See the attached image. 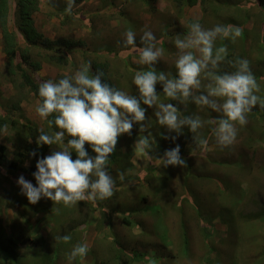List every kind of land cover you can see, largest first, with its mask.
I'll use <instances>...</instances> for the list:
<instances>
[{
  "label": "trees",
  "instance_id": "trees-1",
  "mask_svg": "<svg viewBox=\"0 0 264 264\" xmlns=\"http://www.w3.org/2000/svg\"><path fill=\"white\" fill-rule=\"evenodd\" d=\"M41 1L42 0H0V30L3 39V52L6 57V74L18 91L17 93H19L18 89L27 88L29 89V92L34 94L36 99H38L39 84L46 80L41 78V74L38 73L41 69L42 63L39 60H35V49L44 50L45 52L43 55L47 56L50 62H55L58 65L69 63L72 52V46L70 47L69 45H66V47H64L59 44V41L47 38L38 30L35 24V14L41 9ZM44 1L47 2V0ZM171 1L176 13H180L181 15L183 14L185 7L200 5L205 14L213 13L219 17L221 15L220 10L230 6L229 0ZM136 2L142 3L145 6L147 5L150 9H155V7L152 6L154 0H136ZM251 4L256 5L259 11L256 14L252 11L249 14L246 13L243 22H249L254 16L258 17L260 27L257 30L255 42L257 43V48L262 51L264 56V0H253ZM229 21L232 22L228 19V22L225 21L226 23H224V25H231L233 23H230ZM244 24L242 25L243 30L239 37L240 51L236 50L235 44L230 40L218 39L216 42L217 46H227V60L232 58L233 60L236 58L245 59V56L247 58L248 51L244 46L246 45L248 33L244 30ZM158 36H162V33L159 32ZM164 36L165 33L163 38ZM239 38H237V40ZM156 40V43H160L158 38ZM251 41H253V38ZM137 43L140 44L138 36H136V48L138 49L139 45H137ZM129 48L123 47L121 50V53H123V50L126 51L123 53L125 60H128L130 55H132V51H129ZM113 52H117V50L113 49L109 51V53ZM121 53L118 51L117 55L119 56ZM249 55L251 54L249 53ZM258 58L261 60V55H259ZM227 60L221 70L229 72L234 71V69L227 63ZM260 62L256 61L255 66H258ZM87 65L88 63L86 66ZM97 70L104 72L105 75L102 79L105 83L119 89L116 81L110 76V63L108 60L94 59L91 61L90 74L95 73ZM161 71L163 70L161 69ZM172 74L175 75V71L172 72ZM254 76L257 83L260 85V91L256 94L264 100V64L261 66L259 72H255ZM156 87L157 93L161 95L160 99L164 98L162 95V86L160 85V90L158 84ZM22 100H24L23 97L21 98V101ZM168 102L177 106L182 116H199L201 120L204 121V126L199 130L198 134L201 138L208 140L206 146L200 147L196 153H192L191 146L195 145V142L193 139V133H191L187 127H185L182 130V134L178 136L176 133H172V136L177 137L175 141L165 139L164 137L170 136V133L167 132L166 128L161 127L156 122V117L154 116L156 110L155 107L148 108L146 105L142 104L141 106L146 108L147 111L144 123L149 125L148 131L143 134L148 135V132H151V139L154 138V140L160 143L157 144L161 150L159 152L153 151L151 153L153 154L152 160L148 162V165H145V169L137 174H127L131 180H134V182L139 180H135L136 177L141 178L143 180V182L139 180L141 187L137 190L132 189V187L126 188L125 190H117L115 187L113 196L107 200L97 201L95 203L78 202L72 207H64L62 204L54 205L51 200L46 198H41L36 204H30L25 195L14 191L15 187L7 190L8 196L12 197L9 199H7L8 197L5 198V196L3 198L1 197L0 208L2 203L5 202V199H7L10 204L20 203L23 205L25 207L23 213L27 212L29 214V211L32 214L42 212L43 215L41 219L45 221L44 225L51 226L53 233H49L47 237H44L41 233L32 236L31 232L28 233L27 231L31 230L33 227L28 218L25 219L24 223L23 221H19L20 224L18 225L12 222V232H8L4 226H0V253L7 258L5 263L0 262V264H25L22 262L23 258L18 250V248L23 246H25L24 250L28 255L29 253L32 254L31 257L34 259L32 261L34 264H68L66 254L70 252L72 247L76 244H83L84 242V239L80 240L79 233L83 237L92 225L99 231L108 222L112 226L113 234L111 237L107 231L104 232L103 239L101 238L102 240H98L97 245L91 250L98 255L95 264H137L138 262L152 264L151 261L153 259L160 257L163 262H161V264H168L169 260L175 261L176 263L179 260L180 262H185L186 260L193 259L195 256H201V264H229V262L225 261L222 256V246H226V244H231L233 246L235 241L240 240V237H237L236 239L234 238L233 241L226 239L228 235L224 236V238L217 239H214L212 235L210 239V234H212L211 219H206V217H204L199 206L196 208L189 203H183L182 207L179 210H176L175 205L177 206V203H170V207L165 208L167 216H170L171 214V217H169L170 219L174 221V219L177 218L176 221L173 222L177 223L178 227L176 229L174 227L176 234L175 240H170L172 244L171 248H167L164 243H156L150 239H139L134 241L131 236L130 238H122L121 231H118V227L114 225V220L118 218L124 227L135 231H133V234L136 235V232L140 233V230L144 231V229H142L144 222L141 217L144 219L146 218L144 217V213H148L146 206L158 203V199L153 195V192H151L152 197L150 198L145 195L148 193L150 194V192L146 191V188L153 185L152 180H154L153 174H155V171H162L165 175H171L173 180L170 181V185L166 188L170 191L174 187V184L182 178V176L177 175L179 166H169V168H165L160 166L158 160L163 157L166 150L174 148L177 144H181L180 155L186 162V166L181 168L188 170L189 173H191L190 170L197 172L199 169V165H196L195 162H191L192 159L195 158L194 156L206 161V164H208L207 162L212 163L216 161L214 159L215 155H218V153L220 156L224 157V159H234V157H237L240 161V173L247 175L248 178L251 176L256 177V175L259 174V171L252 167V160H257L264 168V108H260L259 105L253 108L247 115V124L242 127L238 126V134L234 144L221 149L217 146L212 134V129L215 127L213 121L219 115L218 113L213 112L207 107H198L190 101L186 105L178 104L176 101L169 100H166L165 103ZM20 103L21 102H19V105L17 106H12L11 110L8 112L2 110V113L0 114V136L5 129L10 127L16 131V135L19 139V141L14 144L13 151L8 149L7 146L0 144V185L9 181L12 186H14L15 180H12V178H14L19 171L26 172L28 174L26 180L31 181L33 185H35L36 181L33 173L36 171L37 160L50 155L49 149L51 146H37L36 140L40 135V133L36 131L37 129L32 125L21 123V120L15 117L13 109L20 110ZM19 125H22L24 129L23 131ZM47 127L49 134H52L56 130L54 128H49L48 124ZM139 127V124H134L131 135L124 134L119 138L116 151L109 158L110 163V159L116 157L115 161L114 159L112 161L119 163L120 172L127 171L126 169L131 165V161L136 159L134 147L135 141L133 140L137 135V131L138 134H140ZM22 133L25 134L24 139ZM255 140L259 141L258 146L253 145ZM120 144H122L123 147H126L124 152L120 150ZM209 145L212 146L208 147ZM158 146L154 144V148ZM250 150H253L254 154L250 155ZM33 152H35V155H32ZM72 158L76 159L75 153L72 154ZM28 161L31 164L29 167L26 166V162ZM154 165L155 167H153ZM205 168L206 167L201 166L200 170L203 171ZM261 174V177H263L264 172ZM176 177L178 178L177 181H175ZM196 183H198V180ZM188 184H190V181L188 176H185L182 180L181 186H186ZM130 185L133 186L134 183L131 182ZM256 187L257 186L252 183L251 196L253 197L248 203L256 201V194H254L258 191ZM260 190H262V192L264 191V185L261 186ZM158 204L160 205L164 203ZM164 206L167 207L166 205ZM172 208L175 210L174 212H172ZM67 213L71 217L68 223L65 219ZM262 214H264V210L259 208L255 212H250L248 215H250V217H255ZM174 216H176V218H174ZM232 218V216L231 218L225 216L226 220L222 219V222L220 223L223 224L224 221V223H227L230 228L233 222ZM191 229H196L199 240L193 248L188 244ZM214 231V233H218L215 227ZM63 235L71 236L69 243L64 244L62 242H56L55 238ZM175 242H178L182 247L185 245L187 246V249L182 252V256L177 253L178 251L176 250ZM239 253L240 250L230 253L233 255L232 258L229 257L231 264H240L241 256ZM28 255H25L24 257L27 258ZM72 264H83L82 259L77 258Z\"/></svg>",
  "mask_w": 264,
  "mask_h": 264
},
{
  "label": "rangeland",
  "instance_id": "rangeland-1",
  "mask_svg": "<svg viewBox=\"0 0 264 264\" xmlns=\"http://www.w3.org/2000/svg\"><path fill=\"white\" fill-rule=\"evenodd\" d=\"M252 2L253 0H229L230 6L228 8H222L220 10L221 15L217 17L213 13L205 14L200 5L185 7L181 15L180 13H176L171 0H154L152 6L155 9H150L147 5L138 3L136 0H75L71 15L66 14L64 11L67 7V0H47V2L42 0L41 9L35 14V24L38 30L47 38L59 41V44L64 47L66 45L72 46V52L69 63L58 65L55 62H50L48 57L43 55L44 50L35 49V60H39L42 63L38 73L45 80L52 79L57 81L64 76L73 75L77 70L86 66L89 62L91 63L94 59L108 60L110 63V76L116 81L119 89L130 95L138 96V90L132 84L135 72L141 70V66L135 62L138 59L139 54L136 53L138 51L128 47L129 51H132V55H130L128 60L124 59L123 53L126 51L123 50V53H121L124 33L127 30L132 29L136 36H138L139 42L143 31L151 30L156 38H158V41H160V43H157V47L162 48L164 52L161 61L155 67L157 71H161L162 69L172 74V72L176 71L174 67L176 49L172 43L176 35L183 36L186 34L187 25L192 22H199L203 28L210 29L218 24L224 25L229 19L234 23L229 21L232 23L231 26L239 27L242 30V25L245 23L244 30L248 33L246 45L244 46L248 51L247 58L245 56V59L249 61L250 69L255 74V72H259L261 66L264 64L262 51L257 48L258 46L255 42L260 21L258 17L254 16L249 22H243L246 13L249 14L252 11L256 14L259 11L256 5L251 4ZM159 32L162 33V36H158ZM164 33L165 36L163 38ZM252 38L253 41H251ZM2 40V32L0 30V114L2 110L8 112L12 106H17L21 102L19 106L20 110L13 109L15 117L19 118L23 124L35 127L37 132L42 129L45 133L49 134L46 121L40 120L35 114L38 99L27 88H20L18 89L19 93H17L18 91L6 74V57L3 52ZM233 43L236 46V50L240 51V38ZM137 45H139L138 47L142 46L139 43ZM113 49L117 50V52L109 53ZM118 51L121 53L119 56L117 55ZM259 55H261V60L258 58ZM230 60H233V58ZM256 61H261L258 66H255ZM224 65L222 64L221 68ZM158 88L160 90L159 84ZM22 97L24 100L21 101ZM160 100L161 102H166L165 98ZM19 126L23 131L22 125ZM136 133L137 135L133 140L135 142L141 135L140 132L138 134V131ZM170 136H172V133H170ZM22 137L23 139L25 138L24 133H22ZM18 141L16 131L10 127L5 129L0 136V144L7 146L11 151L14 150V144ZM157 143L153 138V148L149 152L151 159L136 154V159L132 160L131 165L126 169L127 171L123 172L124 174L126 173L123 181L118 178L120 166L118 162H114L116 157L113 158L114 161L110 159L111 161L109 167L107 166V170L109 173L111 172L110 174L116 181L117 190H125L129 187L137 190L141 187L140 181L143 182L141 178L136 177L135 180L139 179L140 181L136 180L134 182L127 174H137L145 169V165H148V162L152 160L153 154L151 153L161 150L158 146L160 143ZM154 144L158 147L154 148ZM253 145L258 146L259 141L255 140ZM210 146L212 145L208 147ZM86 148L89 155H95L88 145H86ZM199 149L200 147H196L195 145L191 146L192 153H196ZM57 150H59L58 147L52 145L49 152L51 154ZM120 150L124 152L126 147L120 144ZM74 153L72 152V154ZM249 153L250 155L254 154L253 150H250ZM194 157L191 162L199 165L197 172L189 169L191 172L189 173L188 170L181 167H179V171L177 172V175L182 176V180L185 176H188L190 184L186 186H181L182 180H178L176 177L175 181H178L174 184L172 190H167L166 188L170 185L169 183L173 178L170 174L165 175L162 171H155V174H153L154 180H152L153 185L150 186L151 189L150 187L146 188L147 190L145 189L150 194L145 195L150 198L152 197L151 192H153V195L158 199V203L164 204L159 205L157 203L146 206L148 211V213H144V217L146 218L141 217L144 222L142 225L144 231L140 230V233L136 232V235L133 234L134 230L124 227L120 219L116 218L114 225L118 227V231H121L122 238H130L131 236L134 241L150 239L156 243H164L167 248H171L172 244L170 240H175V229L178 227L177 223L173 222L177 218L174 216L176 218L174 221L170 219L171 214L167 216L165 208H169L170 203H177L175 209L179 210L183 203H189L196 208L199 206L204 217L211 219L212 234H210V239L212 235L214 239L224 238L226 235H228L226 237L228 240L240 237V240L235 241L233 246L231 244L222 246V256L225 261L231 264L229 257L232 258L233 255L230 253L240 250L239 255L242 257H240V264H264V214L255 217L248 215L250 212H255L259 208L264 210V191L262 192L260 190L261 186L264 185V176L261 177V173L264 172L263 165L257 160H252L251 165L259 171V174L256 177L251 176L248 178L247 175L240 173V161L237 157H234V159L227 158L228 161L218 153V155H215L214 160L216 161L212 163L207 162L208 164H206V161L198 159L196 156ZM26 166H31L29 161L26 162ZM201 166L206 167L205 170H200ZM21 175L25 179L28 178L26 172L19 171L12 178V180H15L14 186L9 181L0 185V198L4 196L5 198L8 197L7 199L11 198L12 196H8L7 190L13 189V187H15V192L21 193L20 186L17 184V180ZM197 180L198 183H196ZM131 182L134 183L133 186L130 185ZM252 183L257 186L258 191L254 193L256 194V201L248 203L253 197L251 196ZM7 199H5V202L2 203L0 208V226H4L8 232H12V222L18 225L22 221L24 223L25 219L28 218L33 227L27 231L28 233L31 232L32 236L41 233L44 237H47L49 233H53L51 226L44 225L45 221L41 219L42 212L32 214L29 211V214L27 212L23 213L25 208L23 205L20 203L10 204ZM174 211L172 208V212ZM225 216L233 217L230 228L224 221L223 224L220 223L222 219L226 220ZM70 218L67 213L65 216L67 223ZM214 227L218 233H214ZM106 231L112 237V226L109 222L99 231L92 225L83 237L79 233L80 240L84 239L83 244H86L89 248L87 256L82 258L83 264H95L98 255L91 250L97 245L98 240L103 239V233ZM197 235L198 232L196 229H191L188 241L191 248L199 241ZM175 244L177 253L182 256V252L187 249V246L182 247L178 242H175ZM24 248L25 246L18 248L19 254L21 253L20 255L23 258L22 262L25 264H34L32 262L34 260L31 257L32 254L29 253L28 255ZM25 255H28V257L25 258ZM5 261H7V258L0 253V262L5 263ZM151 262L152 264H161L162 258H155ZM179 262L180 260L177 263L169 260L168 264L202 263L201 256H195L191 260ZM137 264L144 263L138 262Z\"/></svg>",
  "mask_w": 264,
  "mask_h": 264
},
{
  "label": "clouds",
  "instance_id": "clouds-1",
  "mask_svg": "<svg viewBox=\"0 0 264 264\" xmlns=\"http://www.w3.org/2000/svg\"><path fill=\"white\" fill-rule=\"evenodd\" d=\"M75 0H67L65 13L72 14ZM242 29L231 25L218 24L205 29L199 22L187 25L183 36L176 35L172 43L176 49L174 61L175 75L157 71L156 64L164 52L157 47L156 36L151 30H144L140 45L136 48V34L132 30L124 33L123 47H132L139 55L135 61L141 66L132 79L138 96L110 86L103 81L104 72L97 70L90 74L91 63L81 67L73 75L58 81H43L38 87L35 114L47 121L52 134L42 129L37 137L38 147L56 145L59 150L37 160L33 173L36 184L21 175L17 184L21 194L30 204L41 198L51 200L54 205L72 207L78 202H97L111 198L116 181L107 170L110 156L116 151L119 138L131 135L134 124H139L141 135L134 144L138 156L147 157L152 150L151 132L145 124L146 105L155 107L156 122L169 133L182 134L187 127L193 133L196 147H204L208 140L199 136L204 121L199 116H182L173 103L161 102L157 84L162 86L166 100L186 105L189 101L198 107H207L219 115L214 119L212 134L221 149L234 144L238 126L247 124V115L259 105L264 108V100L256 93L260 85L252 73L247 59L227 60L226 45L217 46L218 39L235 42ZM227 63L234 71H222ZM175 141L176 136H165ZM67 141V142H65ZM88 145L94 156L89 155ZM75 152L76 159L72 158ZM35 155V152L32 153ZM160 166L185 167L180 155V146L164 152L158 159ZM123 181L125 174L118 173ZM56 242L67 244L70 235L58 236ZM89 252L86 244H76L66 254L68 264L77 258H85Z\"/></svg>",
  "mask_w": 264,
  "mask_h": 264
}]
</instances>
